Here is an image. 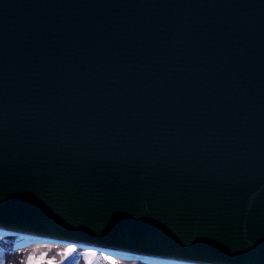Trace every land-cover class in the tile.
<instances>
[{
	"label": "water",
	"instance_id": "95a60500",
	"mask_svg": "<svg viewBox=\"0 0 264 264\" xmlns=\"http://www.w3.org/2000/svg\"><path fill=\"white\" fill-rule=\"evenodd\" d=\"M0 229L264 264V0H0Z\"/></svg>",
	"mask_w": 264,
	"mask_h": 264
},
{
	"label": "trees",
	"instance_id": "16d2710c",
	"mask_svg": "<svg viewBox=\"0 0 264 264\" xmlns=\"http://www.w3.org/2000/svg\"><path fill=\"white\" fill-rule=\"evenodd\" d=\"M16 236L0 234V264H156L139 259L113 257L74 244L34 242L14 246ZM93 255L95 263L86 258Z\"/></svg>",
	"mask_w": 264,
	"mask_h": 264
},
{
	"label": "rangeland",
	"instance_id": "374dc122",
	"mask_svg": "<svg viewBox=\"0 0 264 264\" xmlns=\"http://www.w3.org/2000/svg\"><path fill=\"white\" fill-rule=\"evenodd\" d=\"M0 234H1V235H14V236H16L14 246H15V247H16V246H21V243L19 242V240H20V238H19V237H20L19 234H3V231H0ZM16 244H17V245H16ZM55 244H58V243H55ZM93 250H95V253H100V252H101V250H100V249H97V248H95V249H93ZM86 258L88 259V261H89L90 263H95V261H96V259L93 257L92 254H90V252L87 253Z\"/></svg>",
	"mask_w": 264,
	"mask_h": 264
},
{
	"label": "bare ground",
	"instance_id": "6f19581e",
	"mask_svg": "<svg viewBox=\"0 0 264 264\" xmlns=\"http://www.w3.org/2000/svg\"><path fill=\"white\" fill-rule=\"evenodd\" d=\"M0 231H2V229H0ZM20 240L19 242L20 243H24L26 242L27 240H29L31 238L32 235L28 234V233H24V232H20ZM122 253H125V252H122Z\"/></svg>",
	"mask_w": 264,
	"mask_h": 264
}]
</instances>
